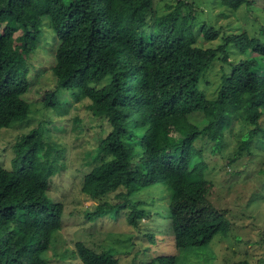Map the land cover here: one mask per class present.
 Instances as JSON below:
<instances>
[{"label":"trees","instance_id":"obj_1","mask_svg":"<svg viewBox=\"0 0 264 264\" xmlns=\"http://www.w3.org/2000/svg\"><path fill=\"white\" fill-rule=\"evenodd\" d=\"M219 4L233 11L252 5L249 0ZM167 8L172 9L156 15L153 0H0V130L30 114L25 99L30 59L47 21L57 40L51 66L56 87L42 96L44 108L63 109L65 92L86 101L91 118L108 126L107 132L101 129L105 136L97 138L94 151L86 153L89 170L80 191L91 200L114 194L115 201L99 202L84 216L116 220L122 215L137 229L148 212L135 194L166 186L165 218L175 248L193 255L229 229L210 200L214 184L206 178L208 165L195 141L208 140L215 153L234 121L252 126L236 156L226 159L231 166L240 150L260 133L264 136V75L256 73L264 66V25L254 36L243 30L224 36L216 48H202L193 34L194 5L176 0ZM202 33L208 41L218 37L207 25ZM230 46L243 58L231 61ZM217 61L225 67L216 79V93L209 96L207 86L214 84L202 88V80ZM49 124L16 134L10 146L12 169L0 166V264H65L74 258L78 264H119V252L111 246L96 251L76 242L74 249L58 248L65 206L48 191L51 179L64 169L65 146L52 139ZM146 237V247L134 251L128 264H181L174 254L155 255L150 249L155 234Z\"/></svg>","mask_w":264,"mask_h":264},{"label":"rangeland","instance_id":"obj_2","mask_svg":"<svg viewBox=\"0 0 264 264\" xmlns=\"http://www.w3.org/2000/svg\"><path fill=\"white\" fill-rule=\"evenodd\" d=\"M249 1L252 4L250 8L246 9L241 5L233 11L220 5V0H188L194 5L196 12L193 34L197 44L202 48H216L222 44L224 36L233 33L244 30L249 35L259 34L264 25V0ZM175 4L176 0H153L154 13L165 14L172 9L167 8V5ZM148 20H151L149 16ZM203 25L215 30L218 37L215 40H205ZM56 43V37L46 21L40 44L30 59V87L25 99L30 103L31 111L22 123L0 130V166L12 169L9 163L12 155L10 146L15 141L16 134L25 133L40 122L51 123L49 127L52 139L62 141L65 146L62 158L64 169L51 179L48 191L54 201L65 206V224L59 232L61 242L58 248L74 249L76 242H83L96 251L102 250V246H111L119 252V264H128L134 251L146 247L143 241L147 240V234L153 233L155 238L151 251L155 255L174 254L176 259H181V264H233L244 260L249 264H259L260 258L264 256V136L260 133L251 140L247 149L239 151L233 166H228L226 159L236 156L241 137L253 128L241 120L233 122L218 152L212 153L208 140L198 139L194 143L197 149L202 150L208 165L206 178L214 184L210 200L228 220V235L215 237L208 247L193 255L186 253L183 248H175L169 222L165 218L170 192L162 185L151 186L135 194L134 198L143 202L144 209L148 212V215L139 220L137 229L127 225L122 215L116 220L109 217L89 220L84 216L86 210H93L99 202L115 201L114 194L100 200H91L80 191L84 174L89 170L86 153L94 151L97 138L105 136L101 129L104 128L107 132L108 126L104 120L91 118L85 108L86 101H75L65 92L61 97L68 101L63 109L44 108L42 96L47 90L56 87L51 73ZM228 51L233 62L243 58L232 46ZM223 67L225 65L221 61L215 62L202 80V88L207 83L214 84L207 86V95L216 93V79ZM256 73L264 75V66L257 69ZM74 118H79L80 121L74 122ZM260 125L264 128V117L261 118ZM54 126L61 128L58 130ZM157 211L159 216L155 214ZM66 262L65 264H78L75 258ZM51 264L60 263L54 260Z\"/></svg>","mask_w":264,"mask_h":264}]
</instances>
